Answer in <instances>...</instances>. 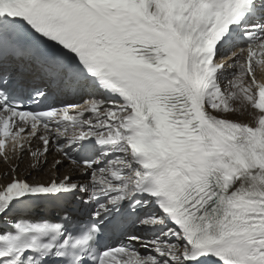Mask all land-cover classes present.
<instances>
[{"label":"snow or ice","instance_id":"obj_1","mask_svg":"<svg viewBox=\"0 0 264 264\" xmlns=\"http://www.w3.org/2000/svg\"><path fill=\"white\" fill-rule=\"evenodd\" d=\"M258 65L264 0H0V264H264Z\"/></svg>","mask_w":264,"mask_h":264},{"label":"bare ground","instance_id":"obj_2","mask_svg":"<svg viewBox=\"0 0 264 264\" xmlns=\"http://www.w3.org/2000/svg\"><path fill=\"white\" fill-rule=\"evenodd\" d=\"M259 77V74L258 76ZM51 159V158H50ZM16 164L19 165V167H21V173H25L26 171H30L28 169V164H29V159H28V156H25L23 157V159H20V160H16L15 161ZM50 165H47L45 168L43 167V169L41 170H38V171H33L31 173V175L33 177H36V178H41V179H46L47 178V175H48V169H49ZM8 168V165L7 164H3L1 161H0V171L1 170H4L6 171ZM63 171V169L61 170Z\"/></svg>","mask_w":264,"mask_h":264},{"label":"rangeland","instance_id":"obj_3","mask_svg":"<svg viewBox=\"0 0 264 264\" xmlns=\"http://www.w3.org/2000/svg\"><path fill=\"white\" fill-rule=\"evenodd\" d=\"M47 166V165H46Z\"/></svg>","mask_w":264,"mask_h":264}]
</instances>
